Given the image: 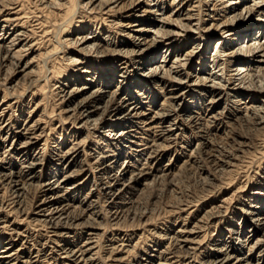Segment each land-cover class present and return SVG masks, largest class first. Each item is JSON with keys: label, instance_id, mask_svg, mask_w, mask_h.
Segmentation results:
<instances>
[{"label": "bare ground", "instance_id": "obj_1", "mask_svg": "<svg viewBox=\"0 0 264 264\" xmlns=\"http://www.w3.org/2000/svg\"><path fill=\"white\" fill-rule=\"evenodd\" d=\"M27 1L38 13L65 11L71 21L79 20H61L57 47L40 29L39 44L35 27L26 28V1L0 0V75L15 73L38 87L34 64L41 60L43 85L51 89L58 116L71 129L53 139V168L44 173L48 125L39 113L40 101L0 104V212L8 210L26 224L22 231L8 217L0 218V264H41L47 259L98 264L101 213L115 228L129 221L148 225L152 210L140 212V196L172 176L170 163L159 166V161L177 143L184 150L197 139L183 168L197 166L195 160L202 158L222 173L236 167L232 161L250 147L252 138L256 152L264 149V97L256 101V95H264V0ZM58 47L67 53L57 52ZM61 62L73 69L62 71ZM155 96L161 98L157 106ZM185 98L191 102L182 107ZM224 120L246 127L249 138L222 157L203 130L220 129ZM88 136L92 143L87 144ZM201 182L211 186L208 177ZM256 183L242 191L251 202L240 204L245 207L241 217L230 210L226 241L197 238L230 209L233 196L218 201L190 229L184 222L173 235H162L163 242L155 245L159 250L137 264H184L197 253L203 264H264L263 248L252 254L264 247V176ZM187 204L177 202L172 213L176 221ZM32 226L44 231V243L33 244ZM119 240L107 241L102 261L121 264L128 249H134ZM210 244L213 248L205 252Z\"/></svg>", "mask_w": 264, "mask_h": 264}, {"label": "rangeland", "instance_id": "obj_2", "mask_svg": "<svg viewBox=\"0 0 264 264\" xmlns=\"http://www.w3.org/2000/svg\"><path fill=\"white\" fill-rule=\"evenodd\" d=\"M24 4V13L27 14V17L29 18L28 24L26 25L27 29H33L35 27V31H37V37L35 38L38 42L40 39V29L43 30V32H48V36L50 39L51 46H56V42L59 40V35L57 31V27L59 24L63 22V24H66L68 20L70 21L69 24H77L76 20L79 19H73L71 21L70 14L67 16H64L63 14L65 11H39L41 13H38L37 10L34 9V6L31 5L27 0H21ZM28 2V3H27ZM74 3V2H73ZM72 3V5H73ZM26 7V9H25ZM34 9V10H33ZM35 11V12H34ZM74 12V10H73ZM29 14V15H28ZM57 15V16H56ZM59 15V16H58ZM61 17V18H60ZM65 17V18H64ZM62 20V21H61ZM30 23V25H29ZM32 23V24H31ZM86 23V20L84 22ZM38 24V25H37ZM39 24L41 26H39ZM47 24V25H46ZM53 24H56L55 26ZM87 24V23H86ZM32 26V27H31ZM40 28H39V27ZM45 26V27H42ZM94 26L92 25L91 29L94 30ZM46 30H45V29ZM101 30V28H100ZM113 30V29H112ZM115 31V30H114ZM50 32V33H49ZM56 36V38H55ZM48 39V38H47ZM41 40V39H40ZM54 43V44H52ZM40 44V42H39ZM38 44V46H39ZM45 46H42L41 52L44 50ZM57 52L60 51L64 54L67 53V49L62 50L61 47L56 48ZM210 51H207V54ZM62 55H59L61 57ZM41 60H37V62L34 64V66L37 64L38 69L35 71L37 72L34 77H36L37 82L39 84L34 86L33 84H28L27 78L18 76L17 74H10L6 76L4 73H1L0 75V104L7 105L12 104L15 101L18 103L23 104L24 106L29 105L33 103L34 105L39 103L41 104L39 113H43V119L45 123L47 122L48 130L46 131V150L43 154V169L45 170L44 173L48 171V169H52L51 167V159L50 155L53 151V139L56 137H60L61 133H65L66 131H70L71 125L70 123H63L62 118H59L61 116H58L59 110L57 109V103L55 102L54 98L51 97L52 95L50 88H45L46 86L43 85V81L45 78V75L42 70ZM64 63V64H61ZM61 70L64 71L65 69L68 71H71L73 68L71 65H69L67 62H61ZM134 65H131L133 67ZM40 67V68H39ZM70 69V70H69ZM131 69V68H130ZM6 76V77H4ZM33 77V78H34ZM44 77V78H43ZM32 78V79H33ZM6 80V81H4ZM34 81V80H33ZM41 87V88H39ZM28 88V90H26ZM8 89V90H7ZM25 89L26 92L23 91ZM30 89V90H29ZM193 89V88H192ZM32 90V91H31ZM41 90L43 92H41ZM193 90H196L195 88ZM23 91V92H22ZM38 91V92H37ZM45 92V93H44ZM8 94L6 96V99L2 102L3 94ZM155 92H153L152 95H154ZM31 94H35L33 97ZM194 95V93H192ZM264 97V95H256V101ZM53 98V99H52ZM154 105H158L160 103L161 98H157L156 96L153 97ZM55 102V103H54ZM191 100L189 98H185V101L182 105V107H185V105H190ZM187 103V104H186ZM257 103V102H256ZM55 104V105H54ZM3 107V106H2ZM5 107V106H4ZM14 107V105H13ZM42 107V108H41ZM13 110H18L12 108ZM43 109V110H42ZM43 111V112H42ZM16 115V113H15ZM27 116V110H24V117ZM224 123V124H223ZM210 131H207L209 130ZM213 127V128H204L203 132L208 133L207 136L210 137L212 147L215 149L216 152H221L222 157L229 153L231 154L233 149H236L238 147V143L241 142L245 138H249V131L246 127H244L241 124H226V121L224 120L221 124L220 129ZM225 129V130H224ZM207 131V132H205ZM217 131V132H216ZM211 132V133H210ZM82 138L86 134L85 131L82 132ZM90 135L93 134V131L89 132ZM189 133V132H188ZM228 133V134H227ZM213 134V135H212ZM89 135V134H88ZM193 135V134H191ZM189 136V135H188ZM213 137V138H212ZM230 138V139H229ZM68 138H66L67 140ZM225 140H227L225 142ZM93 138L92 136H88L86 138V142L92 143ZM185 141V140H184ZM188 141V140H187ZM235 141V142H234ZM258 141V140H257ZM44 142V141H43ZM42 143V141L40 142ZM185 143V142H184ZM192 143V144H191ZM195 143H197V139L195 138L190 144H188V147H185L184 150L181 149L180 145L184 146L183 143H177L176 149L171 150L167 155L163 156L162 159L159 161V166L169 162L170 163V173L171 177L164 181L163 184L151 188L148 191H145L142 196H140V212L143 211L144 208L147 209V212L152 210V216L150 218V221L148 222V225H140L138 226L136 222H131L125 224V226H121L120 228H115L112 225H109L105 219H103V213H101V219H98L97 222H100V226H98L97 233L99 234V241H97V247L100 248V257L103 259L105 258V253L103 252V246L107 244V241H109L112 238H116L119 236L120 240L118 241V244H124V245H130L134 246L133 248H129V254H124L125 260L121 264H137L138 261H141L142 258H146L150 254H155V250H159V247L155 246L160 241L163 242L160 237L162 235L171 236L175 233L176 229L181 226L184 222L186 223L187 228H191L196 224V221L201 220V217L203 218L206 211H208L212 206L218 205V201H221V199L232 197V204L229 206V210H223V213L220 217V219H215L214 221H211V224L209 225V228L206 230H203V232L200 233L198 236L201 239L204 237L205 242H212L215 238H220L221 240L226 241V238L228 236V225L225 223L229 222L230 218V210L236 209V214L238 213V217H241V214L245 210V207L240 204H245L246 206L250 204L251 201H247L246 199H243L244 194L242 191L249 190L251 185H254L257 180L260 178V176H264V149H262L259 152H256L253 145L257 144L256 139L252 138L248 144V148L244 147L243 153L238 155V159H234L232 163L236 166L230 169V172H217L214 170L212 165H210L206 160H203L202 158H197L195 161L196 165L195 167L186 166L182 167V162L186 158L187 151L189 149H193ZM227 143V144H226ZM253 143V144H251ZM230 144V145H229ZM263 144V143H261ZM228 145V146H227ZM232 147V148H231ZM262 147V146H261ZM232 149V150H228ZM246 149V150H245ZM248 149V150H247ZM182 151V152H181ZM224 151V153H222ZM228 151V152H227ZM231 152V153H230ZM246 152V153H245ZM185 153V154H184ZM228 154V155H229ZM185 156V158H184ZM124 158H122L123 160ZM112 161V160H110ZM198 161V162H197ZM50 162V163H49ZM199 163V164H198ZM201 168V175H199L200 171L198 170ZM239 168V169H238ZM199 171V172H198ZM203 171V172H202ZM216 171V172H215ZM229 171V170H228ZM91 172V173H90ZM93 170L88 169V174H92ZM214 176V177H213ZM220 176V177H219ZM208 177L211 181V186H205L202 185V178ZM258 184V183H256ZM214 185V186H213ZM213 187V188H212ZM243 187V188H242ZM217 188V189H216ZM89 186L85 187L81 195L82 197L85 195L86 192H88ZM1 194V193H0ZM233 194V195H232ZM215 199V200H214ZM30 200V198L28 199ZM189 203V205L186 203ZM244 201V202H243ZM177 202L187 204V210L186 213H184V216L180 220H175L174 209L177 207ZM174 204V205H173ZM194 212H190L193 211ZM139 210V209H138ZM189 210V211H188ZM169 211V212H168ZM188 211V212H187ZM140 212L137 211L139 214ZM168 214H167V213ZM8 210H5L4 212H0V218H7L9 220V223H13L15 227H18L20 230H24L26 227L25 222H21V219L18 217V215L12 213L8 214ZM166 214V215H165ZM189 214V215H188ZM228 214V215H227ZM6 215V216H5ZM10 216V217H9ZM150 216V215H148ZM185 216H188L186 221H183ZM226 216V217H225ZM174 217V218H173ZM205 219V216H204ZM235 220L237 219L234 218ZM233 220V219H232ZM203 221V220H202ZM27 222V221H26ZM177 222V223H176ZM238 222V221H236ZM249 223V221H248ZM112 228H111V227ZM133 226V227H132ZM135 226V227H134ZM31 231L30 234L32 235V239L35 240V243H33V240L30 242L31 244H42L46 241L45 239V233L43 230H40V227L32 226L30 227ZM115 228V229H114ZM36 230V231H35ZM247 230V228H246ZM76 232H79V230H75ZM0 233H3V231ZM80 233V232H79ZM245 233V231H244ZM82 234V233H80ZM127 236H124V235ZM117 235L116 237H114ZM130 236V237H129ZM201 236V237H200ZM1 237V236H0ZM22 240L18 241L16 245H20ZM165 241V240H164ZM167 242V241H166ZM30 244V245H31ZM213 244V243H211ZM208 247V249L205 250V252H210L213 246ZM237 244V242H235ZM17 245V247H18ZM28 245L27 247H30ZM1 247V246H0ZM16 247V248H17ZM15 248V249H16ZM264 249V247H257L252 254L257 253L259 250ZM234 249H238V245L234 246ZM258 249V250H257ZM210 250V251H209ZM238 251V250H237ZM204 252V255H207ZM203 253V252H202ZM239 253H244L243 251ZM157 254V253H156ZM104 256V257H103ZM102 258H99L97 260L98 264H109L105 263V261H102ZM57 259V258H56ZM203 257L200 254H196L193 256L192 259H189L188 262H184V264H203L202 262ZM22 260H25L23 258ZM205 261V259H204ZM41 264H57L54 260L47 259L45 262ZM59 264V263H58Z\"/></svg>", "mask_w": 264, "mask_h": 264}]
</instances>
